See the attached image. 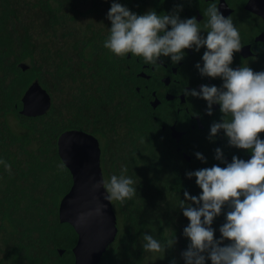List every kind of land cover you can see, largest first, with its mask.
<instances>
[{
  "label": "trees",
  "instance_id": "16d2710c",
  "mask_svg": "<svg viewBox=\"0 0 264 264\" xmlns=\"http://www.w3.org/2000/svg\"><path fill=\"white\" fill-rule=\"evenodd\" d=\"M144 1L0 0V159L12 166L9 174L0 165V264L73 263L76 235L58 218L59 202L72 178L56 141L68 129L86 131L103 143L100 164L106 179L126 167L137 188L132 200L111 202L118 230L98 264H171L173 259L185 264L181 253L190 240L183 235L185 246H179L178 218L159 219L153 202L156 186L142 182L137 164L128 163L134 152L151 150L157 143L137 112L121 105L126 58L103 47L111 28V4L137 13ZM21 62L28 68L21 69ZM35 79L50 94L51 106L42 115L25 116L21 97ZM120 132L128 141L116 152L109 146ZM138 138L146 146L136 145ZM225 222L226 212L213 222L216 239ZM145 233L162 243L175 237L177 243L162 258L144 252Z\"/></svg>",
  "mask_w": 264,
  "mask_h": 264
},
{
  "label": "clouds",
  "instance_id": "9594fccd",
  "mask_svg": "<svg viewBox=\"0 0 264 264\" xmlns=\"http://www.w3.org/2000/svg\"><path fill=\"white\" fill-rule=\"evenodd\" d=\"M178 7L169 14L158 15L150 10L137 15L120 3L113 2L107 13L111 22L109 35L103 47L118 57L131 53L142 57L146 64L157 65L161 57H170L173 64L185 56V49L199 52L206 48L202 56L203 66L195 67L202 77H219L223 83L202 85L197 91L183 89L184 95L207 101V115L213 114V105H220L222 118L210 126L209 140L223 131L228 145L249 150L248 160L233 156L228 162L221 148L215 149V159L224 167L213 165L186 173L202 190L199 196L184 192L185 200L179 207L189 224L183 235L190 240L187 249L181 253L185 264H264V71H253L249 66L233 69L234 53L242 49L239 30L230 16L225 17L215 3L203 13L207 22L203 29L195 17L181 19ZM170 26V30H169ZM207 32L206 38L201 34ZM229 117H231L229 119ZM196 158L206 163L205 157L197 152ZM5 171L11 174V164L0 159ZM127 168L121 169L119 176L102 179L93 185L94 190H105V200L124 203L137 194L135 181L127 176ZM187 201V203L185 202ZM195 205V207H193ZM228 208L226 222L220 226L221 236L215 238L212 227L214 219ZM104 205L93 211L81 213L77 222L86 216L103 215ZM144 252L160 253L164 257L166 249L172 248L176 238L162 243L151 234H143ZM229 243L225 244V241ZM171 264H176L175 259Z\"/></svg>",
  "mask_w": 264,
  "mask_h": 264
},
{
  "label": "flooded vegetation",
  "instance_id": "af4514ba",
  "mask_svg": "<svg viewBox=\"0 0 264 264\" xmlns=\"http://www.w3.org/2000/svg\"><path fill=\"white\" fill-rule=\"evenodd\" d=\"M246 1L145 0L140 4L141 9L136 14L144 15L150 10H155L158 15L169 14L181 7L182 10L178 13L180 18L195 17L203 29L207 22V17L203 13L210 4L215 3L225 17L232 18L241 37L242 49L234 53L230 67L238 69L249 66L253 71L260 72L264 71V22L245 8ZM201 34L206 38L205 30H202ZM204 51H206L204 47L199 52L185 49V56L178 63L173 64L170 57H161L157 65L146 64L142 57L128 53L122 67V84H119L122 90L121 105L137 112L139 122L146 125L149 134L157 143L151 150L134 152L133 155L136 156H129L128 163L137 164L139 167L137 175L142 182L149 180L156 186L153 202L159 219H165L172 214L175 219L178 218L177 237L179 235V246L182 248L185 246L183 229L189 220L187 221L179 207L180 200H185V191L190 195L201 194L196 178L189 179L186 173L210 168L213 165L224 167V164L215 159L216 148L222 149L228 162H231L234 155L244 160L251 158L249 150L229 146L222 130L216 138L209 140L211 124L214 121L220 122L222 118L219 104L212 106L213 114L209 116L206 112L207 101L192 96L186 97L182 92L183 89L199 91L202 85L217 87L222 85L221 78L202 77L195 67L197 63L203 66ZM133 128L132 126L130 130ZM260 138L264 139V133L260 134ZM144 139L147 144L148 138ZM136 140L138 146H146L142 145L139 138ZM148 151L152 152V156ZM197 152L205 157L206 163L196 158ZM103 177L106 179L104 175ZM227 211L228 208L225 206L221 215L214 221L224 218Z\"/></svg>",
  "mask_w": 264,
  "mask_h": 264
},
{
  "label": "water",
  "instance_id": "95a60500",
  "mask_svg": "<svg viewBox=\"0 0 264 264\" xmlns=\"http://www.w3.org/2000/svg\"><path fill=\"white\" fill-rule=\"evenodd\" d=\"M245 8L264 22V0H247ZM18 66L23 70L28 68L23 62ZM50 106V94L37 79L33 80L21 97L20 113L25 116L42 115ZM56 144L58 155L72 178V185L58 207L59 221L68 223L76 235L71 248L74 255L72 264H98L118 230L112 203L104 199L105 190L93 188L95 183L104 179L99 141L86 131L68 129L58 136ZM101 204L105 206L103 215L86 216L77 222L81 213L93 211ZM57 249L59 253L64 250L61 247Z\"/></svg>",
  "mask_w": 264,
  "mask_h": 264
},
{
  "label": "rangeland",
  "instance_id": "374dc122",
  "mask_svg": "<svg viewBox=\"0 0 264 264\" xmlns=\"http://www.w3.org/2000/svg\"><path fill=\"white\" fill-rule=\"evenodd\" d=\"M121 134H120V137L119 138H117L115 141H111L110 142V146L109 147H111V149L112 150H114V151H116V152H118V150H120V149H117V148H123V147H126L127 145V141H128V135H127V137L125 138V137H123L126 133L125 132H120ZM143 138H145V137H143ZM135 144L137 145V140H135ZM100 145L102 146L103 145V143H101L100 142ZM113 148H116V149H113ZM113 151V152H114ZM201 192H202V190H201ZM113 207L115 208V206L113 205ZM116 209V208H115ZM115 209H114V211H115ZM116 213V212H115ZM117 215V214H116ZM117 221H118V219H116V224H117Z\"/></svg>",
  "mask_w": 264,
  "mask_h": 264
}]
</instances>
